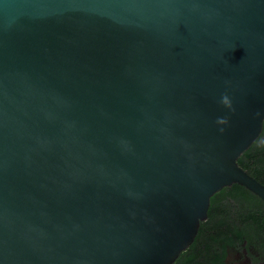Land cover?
Segmentation results:
<instances>
[{"label": "water", "instance_id": "1", "mask_svg": "<svg viewBox=\"0 0 264 264\" xmlns=\"http://www.w3.org/2000/svg\"><path fill=\"white\" fill-rule=\"evenodd\" d=\"M263 124L264 0H0V264L173 263Z\"/></svg>", "mask_w": 264, "mask_h": 264}, {"label": "flooded vegetation", "instance_id": "2", "mask_svg": "<svg viewBox=\"0 0 264 264\" xmlns=\"http://www.w3.org/2000/svg\"><path fill=\"white\" fill-rule=\"evenodd\" d=\"M251 173L261 174V178H264V168L255 169V172ZM261 201L264 203L262 199ZM211 207L218 217L216 221H221L220 224L216 226L215 219L212 220L213 217L210 218L207 211L201 231L198 229L192 243L181 251L171 264H187L188 258L192 255L196 256L198 264H264V239L252 235H239L240 232L253 234L260 231L258 218L263 217L264 212L246 213L244 203L237 202L233 193L226 189L225 191L221 189L210 197L208 210ZM240 216H246L247 219L243 221ZM262 229L264 231V227ZM213 239H216V242L211 241ZM208 244H211L209 249ZM209 256L211 260H208Z\"/></svg>", "mask_w": 264, "mask_h": 264}, {"label": "trees", "instance_id": "3", "mask_svg": "<svg viewBox=\"0 0 264 264\" xmlns=\"http://www.w3.org/2000/svg\"><path fill=\"white\" fill-rule=\"evenodd\" d=\"M238 164L248 173L252 175V171L255 172V169H263L264 168V129L262 130L261 134L258 136V138L251 144V146L244 151L240 157L237 160ZM257 180H260L261 183L264 184V178H261V174L254 173L252 175ZM228 190L229 192L233 193V196L235 200L239 203H244L245 212L251 213L252 212H264V203L261 201V199L252 193L250 190L245 188L244 186H241L237 183H233L230 187H223L222 190L225 191ZM217 193V192H216ZM210 218L213 217L212 220H214L216 226L220 224L221 221L217 220L218 218L213 211L212 207L208 210ZM244 213V212H243ZM242 213V215H243ZM250 216V215H249ZM241 220L245 221L247 219L246 216H240ZM259 220V223H258ZM257 223L260 225L261 229L260 231L254 232L253 234L250 232H240L239 235L242 234L245 236H257L264 239V231L262 227H264V216L260 219L258 218ZM255 223V222H254ZM204 225V221L200 222L199 231H201L202 226ZM210 241V240H209ZM211 241H215L216 239H213ZM211 244H208V249L210 248ZM208 260H211V257L209 256ZM190 262V263H189ZM187 264H198L196 256H190L188 258Z\"/></svg>", "mask_w": 264, "mask_h": 264}, {"label": "clouds", "instance_id": "4", "mask_svg": "<svg viewBox=\"0 0 264 264\" xmlns=\"http://www.w3.org/2000/svg\"><path fill=\"white\" fill-rule=\"evenodd\" d=\"M221 103L225 107H228V108H231L232 107V102H231L230 98L228 97V95H226V94L221 97ZM217 123L218 124H226L227 123V120L224 117H220V118L217 119ZM220 130L223 131L224 129L221 128Z\"/></svg>", "mask_w": 264, "mask_h": 264}]
</instances>
